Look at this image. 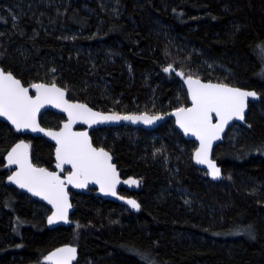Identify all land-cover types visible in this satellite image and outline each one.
I'll use <instances>...</instances> for the list:
<instances>
[{"label": "trees", "instance_id": "obj_1", "mask_svg": "<svg viewBox=\"0 0 264 264\" xmlns=\"http://www.w3.org/2000/svg\"><path fill=\"white\" fill-rule=\"evenodd\" d=\"M3 1L0 68L25 86L56 84L69 100L101 112L165 115L188 105L177 74L183 73L255 90L264 110V0H119L122 16L101 0H59L41 12L47 31L40 12L14 25ZM180 44L203 51L215 65L196 63L200 58ZM169 67L174 71L165 73ZM257 104L250 105L249 127H232L215 148L223 170L217 181L173 143L166 145L168 159L164 152L154 159L144 147L150 131L91 132L93 144L112 153L121 177L139 180L138 191L122 195L141 207L131 212L94 190L71 192L72 225L55 229L47 227L50 209L7 184L5 162L25 140L33 163L52 170L54 146L0 121V264H46V255L65 244L79 247L78 264H264V116ZM64 120L47 112L41 124L58 129ZM117 130H137L140 142Z\"/></svg>", "mask_w": 264, "mask_h": 264}, {"label": "snow or ice", "instance_id": "obj_2", "mask_svg": "<svg viewBox=\"0 0 264 264\" xmlns=\"http://www.w3.org/2000/svg\"><path fill=\"white\" fill-rule=\"evenodd\" d=\"M164 71L170 72L174 69L169 67ZM177 74L183 76V73ZM186 83L191 94L192 107H181L173 115L177 117L179 126L186 134H191L200 140V149L195 154L196 161L200 164L206 163L212 170L213 178L216 179L219 178L220 169L209 159L212 142L221 138V133L230 121L244 120L249 97L253 99L259 97L253 91H242L224 84L202 83L190 75ZM32 87L35 89V97L29 95V89L24 87L20 80L0 69V116L11 121L17 131L30 129L33 132H43L44 129L36 120L40 108L45 104L62 108L68 113L69 118V123L64 125V131L45 134L55 139L59 145L56 149L59 163L56 166L63 171V165L69 164L73 171L65 181L55 172L33 166L28 153L30 145L19 143L8 154L9 165L19 166V171H16L10 180L20 188H26L33 195L47 200L56 209L49 217L50 224L61 220L67 223L68 209L71 205L68 202L66 183L77 188H84L89 182L96 183L105 194L116 195L115 186L120 182L109 153L103 148L93 147L86 132H72V124L80 121L91 125L112 120H130L134 123L142 120L146 124H151L161 117L116 114L106 116L93 112L86 105L69 103L64 98L65 92L55 84L51 86L34 84ZM213 116L217 118V123H213ZM124 183L139 182L129 180ZM127 203L136 210L140 208L135 200H128ZM75 254V248L66 247L53 252L47 259L54 260L55 264H69V261L75 258Z\"/></svg>", "mask_w": 264, "mask_h": 264}, {"label": "water", "instance_id": "obj_3", "mask_svg": "<svg viewBox=\"0 0 264 264\" xmlns=\"http://www.w3.org/2000/svg\"><path fill=\"white\" fill-rule=\"evenodd\" d=\"M0 69H2V68H0ZM4 72L5 73H9V72H6V71H4ZM14 78H16V77L14 76ZM192 78L193 79H199V78H196V77H192ZM16 79H18V78H16ZM18 80H20V79H18ZM186 80L183 82V87H184V89H185V91L187 93V97H188L189 106L187 108H190V107H192V101H191V94L189 92V88H188V84L186 83ZM199 80L202 83L222 84V83H218V82L204 81L202 79H199ZM20 82H21V84L24 87H26V88L29 89V95L35 97V94H36L35 93V89L32 86H25L22 83L21 80H20ZM35 84H45V83L39 82V83H35ZM45 85L51 86L53 84H45ZM224 85H226V84H224ZM55 86L58 87V88H60L61 90H63L65 92V97L64 98L69 103H71V104H83V105H86L88 108L92 109L93 112H98V113H100L102 115H106V116H111L113 114H116V115H119V116H144V115H147L149 117H155V116L161 117L160 119L155 120L151 124H146L142 120L141 121H137L135 123L132 122V121H130V120H118V121L117 120H112V121L101 122V123H93L91 125L82 123L80 121H76L75 123H73L72 124V127H71V131L74 132V133L86 132L88 134V138L90 139L93 147L98 148V147H96L93 144V140H92V137H91V132H93L94 130H98V129H101V128L132 127V128H135V129H143V130H146V131H150L151 132V131L158 130L159 128H161L162 126H164L168 121L172 120V121H174L176 130L184 137V139H186L188 141H195L196 142L197 148H196V150H195V152L193 153V156H192L193 164L196 167H198L199 169L206 171L208 173V176H209L210 180H212V181L219 180L222 177V175H223L222 168L214 160V151H215V148L224 141L227 133L229 132V130L232 127H234L236 125H240V126H244V127H249V124L247 122V115H248L249 110H250V105L251 104H257V103H259L260 102V99H261L260 94L257 93L255 90L241 88V87H238V86L227 85L229 87L239 88L242 91H253V92H255L257 94V96L259 98L258 99H253V98L249 97L248 98L247 108L245 109V112H244V120H236V119H233L232 121H230L225 126L224 131L221 133V138L218 139V140H214L212 142V146H211V150H210V154H209V159L215 164V166L217 168L220 169L219 178L214 179L213 176H212V174H211L212 170L208 167V165L206 163L205 164L197 163V161H196V155L195 154L200 149V140L197 139L195 136H192L191 134H186L184 132V130L179 126V124L177 122V117L175 115H173V113L176 112L177 109L174 110L173 112L168 113V114H165V115H151V114H146V113H141V114H137V113L117 114V113L101 112V111H98V110L90 107L89 105H87V104H85L83 102H77V101L69 100L68 99V93H67V91L65 89L61 88L60 86L56 85V84H55ZM47 112H52V113H55V114H58V115H63L65 117V121L61 124V126L58 129L46 128V127H44L41 124V119H42L43 115L45 113H47ZM36 120H37V123L39 124V126L44 129L43 132H39V131L33 132L30 129L17 131L15 125H13L11 123V121H9L6 117L0 116V121H2L3 123L7 124L16 134L30 136V137H33V138H35V137H41V138H44L50 144H52L54 146V160H55V165H54V168L52 170H49V169H46V170L49 171V172H55V173H57L60 176L61 179H63V180L66 181L67 176L73 171V169H72L71 165H69V164L63 165V171L56 166L59 163V161L57 160V157H56V149L59 147V145L57 144V142H56L55 139H53L49 135H46L45 133H47V132H62V131H64V125L67 124V123H69L68 113L65 112V111H63L62 108H60V107H55L52 104H45L42 108H40V110H39V112H38V114L36 116ZM217 122H218L217 118L215 116H213V123H217ZM19 143H25V144L30 145V147L28 149V153H29V159H30L31 163L33 164V166H35L37 168H43V167H40V166H36L33 163V161H32V152H31L32 151L31 144L28 141H25V140H21L17 144H19ZM17 144H15L12 148H14ZM12 148H11V150H12ZM103 149L106 152H108L109 155L112 157L111 163L115 165L116 171L119 174V180H120V182L118 184H116V186H115L116 195L105 194L104 191H101L100 185L99 184H96V183L89 182L87 184V186L84 187V188H77V187H74L72 184L66 183L65 184V188H66V191L68 193V202L71 205V207L68 209V222L67 223H65L63 220H61V221H58L56 223L50 224L48 222L49 217H51L53 215V213H55L56 209L51 204H49L47 200L43 199L40 196L33 195V193L32 192H29L26 188H20L18 186V184L11 182L10 177L12 175H14V173L16 171H19V166L18 165H14V164L13 165H9V163H8V154L11 152V150L6 155V160H5L6 167L9 170H11V175L7 178V184L9 186L15 188L20 193L25 194V195H28L33 200H35V201H37L39 203H42L48 209H50L51 214L47 218V227H48V229H55V228H58V227L68 228V227H70L72 225L71 215L74 213V211H75L76 208H75V205L73 204V201H72L71 192L78 193V194H87V193L90 192V190H94L96 197L99 198V199H101V200H103V201H110V202L117 203V204H119V205H121L123 207H126L131 212H137V211H139V210H136V209L132 208L127 203L128 200H135L134 198H131V197H128V196H123L122 194H120V191L123 190V189L124 190H128V191H138L140 189V182H139V180L137 178H132V177H130V178H123V177H121L120 171L118 170V167H117V165L114 162V157H113L112 153L110 151L106 150L105 148H103ZM43 169H45V168H43ZM129 180H136L139 183L138 184L124 183V181H129ZM136 202L138 203V201H136ZM66 247H72V248H75L76 249L75 258L72 259V260H70L69 261V264H78V262H79V256H80V249H79L78 246L71 245V244L62 245V246H59V247L53 249L52 251H50L46 255L47 264H55V261L54 260L53 261H49L47 258L53 252L57 251L58 249L66 248Z\"/></svg>", "mask_w": 264, "mask_h": 264}, {"label": "rangeland", "instance_id": "obj_4", "mask_svg": "<svg viewBox=\"0 0 264 264\" xmlns=\"http://www.w3.org/2000/svg\"><path fill=\"white\" fill-rule=\"evenodd\" d=\"M3 1V0H0ZM59 0H16L15 2L9 3V2H2L4 4V8H2L6 13H7V19H10L9 21H11L14 25L19 23V19L23 16H26L27 14H37V13H41L44 12L43 8L48 7L50 2H54L56 3ZM70 1V0H67ZM103 6H105L106 8H108L109 12L112 13V15L114 16H122L123 15V9L120 6V1L119 0H101ZM11 4V5H10ZM41 17L39 18L38 22L40 24V26L43 27L44 31H47L48 28L43 26L42 23H44V20L46 21L47 19V14L45 13H41L40 14ZM57 27V26H56ZM0 31H3L2 29H0ZM2 34V33H1ZM180 48L183 49V51H185L186 53H189V56H198L200 59L196 63H203V65L207 66V67H213L215 65V63H210L208 60L204 59L203 56L205 55L203 51L196 49L195 47H191L188 46L186 44H180ZM166 73V71H165ZM179 77H181V81L182 83L187 79L188 76L186 75H179ZM192 77H196L199 78L197 76L192 75ZM168 79H171L170 76L167 75ZM200 79V78H199ZM156 103V101H154V104ZM177 104H179L177 102ZM189 106L188 105H178V109L183 107V108H187ZM138 107V106H137ZM140 109V108H139ZM255 109L259 112L260 115L264 116V110H263V106L262 104H257L255 106ZM141 113H146V114H151V115H158L160 113H148V112H142V111H138L137 114H141ZM176 128H175V124L174 121L171 120V122H169L167 125L163 126L159 131H155V132H150V134L145 136V143L146 144L144 147L147 150L148 147L152 148V150L154 151L152 154V157L154 159L157 158V154L158 153H165L163 155H165V157L168 159L167 153H166V145L168 143H173L176 148L180 151L181 154L185 155L186 153L191 154V158L193 156V153L195 152L196 148H197V144L195 141H188V142H183L182 140H184V138H182V140L180 139V137L178 135H181L178 131L177 134L175 132ZM128 133L131 136H134L132 142L133 143H138L140 142V138L137 133V130H130V131H121V130H117L115 131V134H120V133ZM159 141H161L159 143ZM150 146H147L149 145ZM187 151V152H186ZM165 165H167V167L170 166L169 161H165ZM169 169V168H168ZM208 174V173H207ZM173 184H170V187H172ZM78 227V226H77ZM47 264V263H46ZM81 264H95L94 262H92L91 260H86L85 262H82Z\"/></svg>", "mask_w": 264, "mask_h": 264}, {"label": "flooded vegetation", "instance_id": "obj_5", "mask_svg": "<svg viewBox=\"0 0 264 264\" xmlns=\"http://www.w3.org/2000/svg\"><path fill=\"white\" fill-rule=\"evenodd\" d=\"M64 121H65V120H64ZM64 121H63V122H64ZM79 129H80V128H79ZM94 131H95V130H94ZM90 191H91V190H90ZM123 191H126L127 194H128V193H131V192H135V191H128V190H124V189H123V190L120 191V194H123V193H122ZM125 196H126V195H125ZM131 198H132V197H131ZM135 200H136V199H135ZM136 201H137V200H136Z\"/></svg>", "mask_w": 264, "mask_h": 264}]
</instances>
